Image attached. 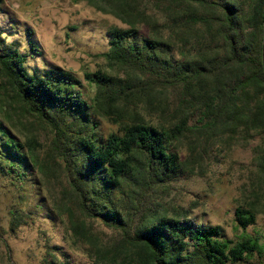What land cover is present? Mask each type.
I'll return each mask as SVG.
<instances>
[{
	"label": "trees",
	"instance_id": "1",
	"mask_svg": "<svg viewBox=\"0 0 264 264\" xmlns=\"http://www.w3.org/2000/svg\"><path fill=\"white\" fill-rule=\"evenodd\" d=\"M91 2L128 25L112 28L105 53L126 76L86 72L95 86L90 102L73 71L56 65L32 76L25 54L3 49L0 165L18 167L19 177L33 166L62 183L54 209L73 239L89 245L93 264H264V242L246 231L260 212L255 203L236 207L241 233L231 239L221 225L158 201L218 140L258 136L254 161L264 189V0H156L167 13L163 25L139 0ZM141 23L151 27L147 36ZM32 35L28 29L39 52ZM102 115L116 116L120 133L101 135L95 116ZM184 141L186 158L178 150ZM96 221L118 237L102 243Z\"/></svg>",
	"mask_w": 264,
	"mask_h": 264
},
{
	"label": "rangeland",
	"instance_id": "2",
	"mask_svg": "<svg viewBox=\"0 0 264 264\" xmlns=\"http://www.w3.org/2000/svg\"><path fill=\"white\" fill-rule=\"evenodd\" d=\"M98 6L91 0H1L0 52L8 48L25 54L32 76H42L56 65L73 71L85 84L84 96L93 102L95 86L85 79L86 72L126 76L125 70L111 66L105 53L112 28L128 25ZM138 6L161 25L168 23L165 9L156 0H139ZM140 28L141 35L150 33L148 24L141 23ZM28 29L39 52L31 49ZM95 118L101 121V135L120 133L116 116ZM41 136L45 147L48 134ZM257 142L258 136L245 144L212 141L203 160L194 163L192 175L160 193L158 201L171 212L185 209L198 222L221 225L231 239L241 233L236 207L253 202L260 212L246 231L260 236L263 243L264 189L258 182L253 150ZM178 150L183 158L189 156L188 141L181 142ZM0 166V264H93L95 255L89 245L73 239L67 217L54 209L53 198L62 197V183L46 181L33 166L20 177L18 167L10 172L8 163ZM93 226L102 243L118 237L99 221Z\"/></svg>",
	"mask_w": 264,
	"mask_h": 264
}]
</instances>
